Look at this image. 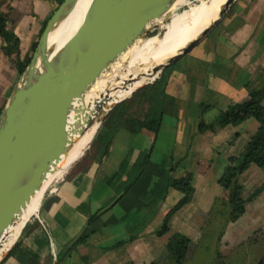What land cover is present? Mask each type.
I'll list each match as a JSON object with an SVG mask.
<instances>
[{
  "label": "crops",
  "instance_id": "obj_1",
  "mask_svg": "<svg viewBox=\"0 0 264 264\" xmlns=\"http://www.w3.org/2000/svg\"><path fill=\"white\" fill-rule=\"evenodd\" d=\"M7 3L17 12L12 19L13 30L19 37L20 57L27 60L58 0ZM162 72L160 124L141 174L111 207L88 224V236L57 259L56 253L91 211L114 196L119 183L131 174L134 159L150 145L145 131L135 133L120 126L114 130L106 153L60 181L28 220L18 249L35 256L34 264H171L173 259L165 246L169 233L177 231L190 239L187 256L202 238L204 227L212 219L214 198L227 195L222 182L230 166L229 156L242 149L258 123L246 117L211 131L198 130L197 122L200 118L211 120L219 110L242 99L246 83L257 84L264 79V0H234L219 25ZM17 77L0 37V109ZM261 102L264 107V98ZM202 105L207 107L202 110ZM170 161L175 163L168 171ZM185 171L192 175L190 197L171 214L167 230L158 234L155 229L164 213L182 194L170 184V178ZM238 179L246 189L262 181L264 171L250 163ZM243 188L245 197L248 193ZM254 197L252 211L246 213L245 204L244 212L223 228L220 240L226 250L219 251L221 254L229 245L237 246L245 232L258 225L257 214L264 213V191ZM129 237L121 244L106 246ZM0 264L24 263L9 256Z\"/></svg>",
  "mask_w": 264,
  "mask_h": 264
},
{
  "label": "water",
  "instance_id": "obj_2",
  "mask_svg": "<svg viewBox=\"0 0 264 264\" xmlns=\"http://www.w3.org/2000/svg\"><path fill=\"white\" fill-rule=\"evenodd\" d=\"M175 1L90 0L75 31L58 47L49 45V35L69 14L76 0H61L47 18L29 60L0 109V246L11 232V226L19 222L23 210L41 188L48 173L66 153L69 133L74 130L82 132L94 121L100 125L105 115L127 95L108 102L106 94L111 90L108 87L102 95L103 100L92 106L73 108V99L82 97L83 92L134 40L150 35L162 36L163 25L178 7L174 6ZM232 2L223 0L214 17L173 54L153 65L149 72L155 75L132 91L147 82L152 83L163 70L186 54L217 24ZM155 28L157 30L153 33ZM136 79L137 76L122 81L120 85L123 87L125 82ZM122 192L115 193L96 214L111 207ZM90 216L87 215L82 227L68 241L67 248L85 231ZM29 218L15 240L0 255V262Z\"/></svg>",
  "mask_w": 264,
  "mask_h": 264
},
{
  "label": "trees",
  "instance_id": "obj_3",
  "mask_svg": "<svg viewBox=\"0 0 264 264\" xmlns=\"http://www.w3.org/2000/svg\"><path fill=\"white\" fill-rule=\"evenodd\" d=\"M60 1L61 0H58V3ZM46 20L44 21L41 30ZM12 24L13 23L10 20L8 12L0 8V37L3 42V48L5 53L11 57L19 75V73L22 71L29 59L23 60L20 57L19 37L14 32ZM35 44L36 41L34 43V46ZM164 80L165 72H161L151 84L143 85L133 93L132 97L138 94L137 92H140L139 96L135 97V99H142V101H145L147 104L141 116L134 115L126 109L116 111L115 106L111 111L107 122L101 127H98L93 137V141L95 139L98 143L97 151L99 159L106 153L108 146L112 140L113 132L118 127L124 126L135 133L143 130L149 134L151 141L148 149L140 152L137 155V157L131 164V174L119 183L115 193H117L119 190H123L125 192L141 174L146 162L148 161L149 151L151 149L156 132L158 130V126L160 124L161 111L158 105L163 89ZM245 87L246 94L242 99L234 101L224 109L219 110L211 120L206 122L202 118H200L197 122L198 130L209 129L211 131H215L216 129L226 124L240 121L246 117H252L258 123L256 130L248 137L242 149L237 154L229 156L230 166L228 168L227 175L224 178V181L222 182V188L227 189V195L225 198H214L212 204V211L210 213L212 217L211 220L219 224V228L216 233V240H218L223 226L228 221H233L238 218L244 212L246 202L251 200L257 194L258 191L264 189L263 180L258 186L254 187L244 197L242 195V183L238 179V175L250 163L258 165L264 171V107L261 102L264 98V79L257 84L246 83ZM132 97H130V99ZM206 107L207 105H202L201 109L203 110ZM174 163L175 161H170V164L168 165V171L172 170ZM191 177L192 175L190 171H185L183 174L178 176H171L170 184H172L175 188L179 189L182 194L166 210L162 217L159 227L155 229L156 233L160 234L167 230V223L171 214L189 199L190 194L192 192ZM106 202L107 201H105L103 204H105ZM98 209L99 208H96L91 211L89 223H91L98 216L96 214V211ZM217 217H219V221H216ZM27 224L28 221L23 227L18 239L8 250L7 254L1 260V262L6 260L9 256H15L24 264H34L37 262L35 256L30 255L23 249H18L20 236L24 232ZM89 232L90 230L86 228L82 235L70 248H67L66 244H64L61 249L56 253L57 259H59L62 255L71 250L79 241L88 236ZM128 239H130V237L126 239L116 240L106 246L111 247L117 244H121L122 242ZM190 244V239L180 232L173 231L168 234L165 240V246L172 256L173 261L171 264L184 263L187 257V251ZM216 254L218 257L222 256V254L219 252H216ZM125 264L133 263L128 261ZM149 264H156V262H150Z\"/></svg>",
  "mask_w": 264,
  "mask_h": 264
},
{
  "label": "bare ground",
  "instance_id": "obj_4",
  "mask_svg": "<svg viewBox=\"0 0 264 264\" xmlns=\"http://www.w3.org/2000/svg\"><path fill=\"white\" fill-rule=\"evenodd\" d=\"M222 1L198 0L196 3L173 13L163 25L164 32L162 36L150 35L146 38L134 40L129 48L112 63L110 68L103 72L89 89L83 92L82 97L73 99V108L80 105L92 106L96 101L103 100L104 97L102 95L108 87L111 88L110 92L106 94L109 99L108 102H113L131 92L134 87L152 78L155 74L149 72L151 67L162 61L165 57L173 54L205 25L209 19L214 17ZM89 2L90 0H76L69 14L50 33L49 45L60 46L75 31ZM185 2L186 0H176L174 6H179ZM196 20L197 22L193 28L187 31L186 29ZM156 22L159 23V20H156ZM136 76V80L125 82V86L123 87L120 85L122 81H128L130 78L134 79ZM113 85L115 86L113 87ZM72 115L73 111L70 113V116ZM98 126L99 122L94 121L91 125L84 127L82 132L74 130L69 133L70 141L66 153L55 164L53 171L48 173L41 188L31 197L30 202L23 210L19 222L15 226H11V232L0 246V255L15 240L29 216L38 209L46 187L53 180L61 177L67 167L88 147Z\"/></svg>",
  "mask_w": 264,
  "mask_h": 264
},
{
  "label": "rangeland",
  "instance_id": "obj_5",
  "mask_svg": "<svg viewBox=\"0 0 264 264\" xmlns=\"http://www.w3.org/2000/svg\"><path fill=\"white\" fill-rule=\"evenodd\" d=\"M197 1L198 0H186L184 4H181L177 8H175L172 11L171 15L184 7H188L196 3ZM0 8L8 12L11 21L17 15V12L14 9H11L9 4L7 3V0H0ZM222 18L217 22V24L214 27H217L219 25ZM191 27L192 25H190L186 30L188 31V29ZM156 30L157 28L153 30V33H155ZM147 83H145L144 85H148ZM135 91H132L131 93L128 92L127 94H125L123 97H125L126 95L127 96L114 105V107L116 106L115 110L120 111L126 109L131 113H133L134 115L141 116L147 104L145 101H142V99L141 100L135 99V97L139 96L140 92H137L138 94L132 97ZM130 97L132 98L130 99ZM112 110H110L105 115L99 127H101L107 122V119ZM90 143L88 147L84 150V152L67 167L66 171L62 175L63 177L61 176L58 179H56L55 182L44 192L39 207L42 201L44 200V198L46 197V195L55 192L56 188L58 187L57 184L60 181L65 179L70 173H73V171H75L76 169L84 167L88 163L93 162L96 159V157L98 156V151H97L98 143L96 140L93 141V138ZM262 181H258V183L253 186L249 185L246 187V189L243 188L244 193H249L254 187L258 186ZM261 191H264V189L258 191L257 194L260 193ZM254 199L255 197L247 201L246 203L247 207L245 211L246 213L252 211L250 207L252 206V203H254ZM36 212L37 210L35 211V213ZM35 213H33L31 216H33ZM257 216L260 217V219L258 220L259 221L258 225H256L252 230H248L247 232H245L243 239L238 243V245L236 244L237 246L229 245L227 252H225V254H222V256L219 257L217 256L216 252L219 251L224 252L226 250V247L223 246V243L220 240L222 231L218 237V240H216V233L219 228V224L217 222H214L213 220L208 221V223L204 227V231L202 232V238L195 246L192 247L191 253L186 257L183 264H264V213H259L257 214ZM225 225L223 226V228H225Z\"/></svg>",
  "mask_w": 264,
  "mask_h": 264
}]
</instances>
